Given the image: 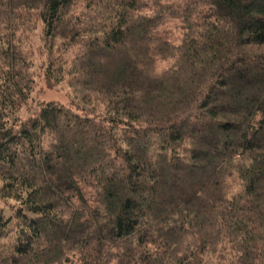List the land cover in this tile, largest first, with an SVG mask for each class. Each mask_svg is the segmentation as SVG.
<instances>
[{"label": "trees", "instance_id": "obj_1", "mask_svg": "<svg viewBox=\"0 0 264 264\" xmlns=\"http://www.w3.org/2000/svg\"><path fill=\"white\" fill-rule=\"evenodd\" d=\"M0 201V264H264V0H0Z\"/></svg>", "mask_w": 264, "mask_h": 264}, {"label": "rangeland", "instance_id": "obj_2", "mask_svg": "<svg viewBox=\"0 0 264 264\" xmlns=\"http://www.w3.org/2000/svg\"><path fill=\"white\" fill-rule=\"evenodd\" d=\"M168 28V32H169V36L170 38L175 41L178 42L179 39L181 38V32L182 29L180 27H178L174 22H167L165 25ZM139 35L132 38L133 39V44L136 43V41L138 40L137 37ZM136 40V41H135ZM119 57H117L118 59ZM34 66L32 67L33 73H34V77L36 80V85H35V89L32 92V99H30L28 101V105H25L23 107V109L20 111V116L22 118H26L28 116V111H27V106L32 105V107L35 109V107H37L39 105L40 102H45V101H50V100H54V101H58L64 104L68 103V87L66 86V84L62 83L59 84L58 86L52 87V88H48L46 86V84L44 83L43 77H42V70L39 69L40 63L43 62V58L42 57H38L35 56L34 57ZM109 64V63H108ZM107 64V65H108ZM112 67L109 68H104L103 67V71L104 72H108L109 70H111ZM102 80H105L104 77H102ZM136 80H138L139 82H144L146 79H144V77L138 76V78H136ZM152 95H158V91H152ZM0 203L2 204L3 201H0Z\"/></svg>", "mask_w": 264, "mask_h": 264}]
</instances>
